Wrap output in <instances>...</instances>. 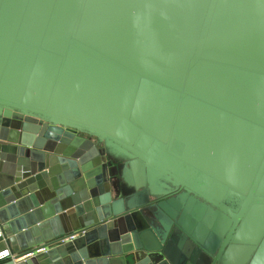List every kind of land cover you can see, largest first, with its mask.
Returning <instances> with one entry per match:
<instances>
[{"label":"water","instance_id":"95a60500","mask_svg":"<svg viewBox=\"0 0 264 264\" xmlns=\"http://www.w3.org/2000/svg\"><path fill=\"white\" fill-rule=\"evenodd\" d=\"M0 224V264H264V0H0Z\"/></svg>","mask_w":264,"mask_h":264},{"label":"built area","instance_id":"2783aa9c","mask_svg":"<svg viewBox=\"0 0 264 264\" xmlns=\"http://www.w3.org/2000/svg\"><path fill=\"white\" fill-rule=\"evenodd\" d=\"M2 238H3V229H2V225L0 224V240ZM8 257H10V251L9 250H4V251L0 252V262L7 259Z\"/></svg>","mask_w":264,"mask_h":264},{"label":"crops","instance_id":"0c3cea01","mask_svg":"<svg viewBox=\"0 0 264 264\" xmlns=\"http://www.w3.org/2000/svg\"><path fill=\"white\" fill-rule=\"evenodd\" d=\"M4 250H8V249L5 247V245L3 243V240H0V252L1 251H4ZM231 264H233V260H232V263ZM246 264H249V262L246 263Z\"/></svg>","mask_w":264,"mask_h":264},{"label":"rangeland","instance_id":"374dc122","mask_svg":"<svg viewBox=\"0 0 264 264\" xmlns=\"http://www.w3.org/2000/svg\"><path fill=\"white\" fill-rule=\"evenodd\" d=\"M120 168L123 166V160L120 161L119 165H118Z\"/></svg>","mask_w":264,"mask_h":264},{"label":"flooded vegetation","instance_id":"af4514ba","mask_svg":"<svg viewBox=\"0 0 264 264\" xmlns=\"http://www.w3.org/2000/svg\"><path fill=\"white\" fill-rule=\"evenodd\" d=\"M158 200H160V199H158Z\"/></svg>","mask_w":264,"mask_h":264}]
</instances>
